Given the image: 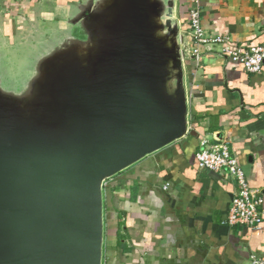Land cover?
<instances>
[{"label":"water","instance_id":"1","mask_svg":"<svg viewBox=\"0 0 264 264\" xmlns=\"http://www.w3.org/2000/svg\"><path fill=\"white\" fill-rule=\"evenodd\" d=\"M54 2L0 24V264H102L104 182L189 132L178 0Z\"/></svg>","mask_w":264,"mask_h":264},{"label":"crops","instance_id":"2","mask_svg":"<svg viewBox=\"0 0 264 264\" xmlns=\"http://www.w3.org/2000/svg\"><path fill=\"white\" fill-rule=\"evenodd\" d=\"M199 1L206 35L264 45V0ZM192 3L178 0L187 44ZM54 8V0H0L5 27L34 26ZM185 68L188 134L104 183L102 264H252L253 256L264 258V204L261 231L225 224L237 184L196 160L202 138L228 142L250 187L264 198V67L249 73L216 46L204 48L198 63L186 59Z\"/></svg>","mask_w":264,"mask_h":264},{"label":"built area","instance_id":"3","mask_svg":"<svg viewBox=\"0 0 264 264\" xmlns=\"http://www.w3.org/2000/svg\"><path fill=\"white\" fill-rule=\"evenodd\" d=\"M189 26L190 30L187 35L192 44L186 43V35L181 28V34L184 37L182 43L184 61L192 58L198 63L204 48L218 46L221 55L241 65L247 72L260 73L263 70L264 45H238L226 36L206 35L202 25L199 0H193L189 12ZM196 160L200 168L230 176L237 184V190L224 223L249 226L256 232L261 231L264 198L259 191L250 187L245 172L233 155L228 142L218 138L216 140L202 138L199 142ZM252 264H264V258L253 256Z\"/></svg>","mask_w":264,"mask_h":264},{"label":"rangeland","instance_id":"4","mask_svg":"<svg viewBox=\"0 0 264 264\" xmlns=\"http://www.w3.org/2000/svg\"><path fill=\"white\" fill-rule=\"evenodd\" d=\"M50 6H52V4H50L49 7ZM50 9H52V7H50ZM0 17H1V21H0L1 26L3 28H5L8 31V33H11L12 36H14V40L12 41V43H15L16 40H19V42H21L23 40H26V38H28V35L32 33V28L33 27L29 26V25H25V23H23L24 26L19 24L17 27L16 26L15 27H12V26L5 27L3 25V19H4V17H6L5 13L2 12ZM40 22L42 23L43 21H40Z\"/></svg>","mask_w":264,"mask_h":264},{"label":"trees","instance_id":"5","mask_svg":"<svg viewBox=\"0 0 264 264\" xmlns=\"http://www.w3.org/2000/svg\"><path fill=\"white\" fill-rule=\"evenodd\" d=\"M123 226L124 225L122 223H119V230H118V233H117L118 246L121 247V248H124V244L121 242L122 239L124 238V235L121 233Z\"/></svg>","mask_w":264,"mask_h":264}]
</instances>
